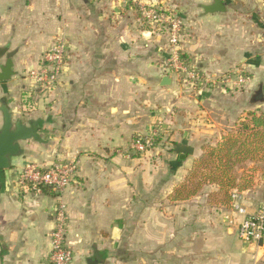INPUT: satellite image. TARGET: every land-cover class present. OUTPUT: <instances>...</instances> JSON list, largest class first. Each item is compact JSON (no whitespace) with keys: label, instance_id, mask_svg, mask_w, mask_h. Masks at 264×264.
<instances>
[{"label":"crops","instance_id":"crops-1","mask_svg":"<svg viewBox=\"0 0 264 264\" xmlns=\"http://www.w3.org/2000/svg\"><path fill=\"white\" fill-rule=\"evenodd\" d=\"M243 2L240 11L226 5V13L210 15L202 6L213 0H194L195 10L191 7L182 19L184 56L209 78L241 68L256 75L264 71V0ZM181 4L185 0H0V48L13 53L15 73L0 83V102L6 99L13 119L39 136L21 142L22 154L10 170L0 172V264H50L59 199L49 190L36 194L18 185L27 162L42 168L56 162L77 165L62 196L72 264H87L88 259L153 264L164 258L171 264L195 259L264 264V241L244 245L240 240L233 252L223 244L181 239L198 230L206 198L217 188L187 201L171 202L170 197L203 147L218 143L251 108L248 98L225 88L190 95V89L164 72L166 36L142 24L140 6ZM58 40L67 45L59 81L50 89L37 87L30 73L39 70ZM6 60V55L0 58V69ZM166 76L170 87L162 86ZM250 77L247 86L252 88L256 77ZM137 135H156L160 142L151 153L138 155L131 149ZM176 145L193 148L194 155L181 161ZM247 194L238 196L253 214L264 204V195ZM163 201L165 222L156 223L154 217L162 211L156 203ZM176 229L181 238L168 239ZM159 231L168 234L164 243L155 241L153 233ZM159 249L169 253L159 255Z\"/></svg>","mask_w":264,"mask_h":264},{"label":"built area","instance_id":"built-area-1","mask_svg":"<svg viewBox=\"0 0 264 264\" xmlns=\"http://www.w3.org/2000/svg\"><path fill=\"white\" fill-rule=\"evenodd\" d=\"M142 23L149 25L150 32L158 33L165 39L168 56L164 62V72L175 77L178 84L191 91L201 94L205 88L216 85L201 70L188 62L185 58L182 44L185 32L183 20L173 16L167 10L151 5L140 6ZM67 45L64 40H58L44 55L38 71L30 76L37 87L50 89L54 87L65 67ZM223 87H244L251 82L245 75H225L221 80ZM155 137H134L131 149L138 155H146L155 147ZM77 173V165L71 162H56L49 168L27 162L18 177V185L28 191L41 194L45 190L55 193L59 203L54 211V229L51 233L50 264H72L73 251L68 246L69 215L62 196L70 188ZM231 207L242 218L238 227V237L244 245L259 244L264 241V204L251 214L240 202L238 193L232 195ZM232 224V221H231Z\"/></svg>","mask_w":264,"mask_h":264},{"label":"rangeland","instance_id":"rangeland-1","mask_svg":"<svg viewBox=\"0 0 264 264\" xmlns=\"http://www.w3.org/2000/svg\"><path fill=\"white\" fill-rule=\"evenodd\" d=\"M227 3V7L228 8H232V10H237L240 11L242 10L240 4L243 2V0H224ZM244 3V2H243ZM194 5V0H185V4H181V8H170L168 6H156L158 8L161 9H165L167 10L170 14H172L175 17H178L180 19L186 18L187 14H189V9L195 10V7H193ZM141 16V15H140ZM184 20V19H183ZM142 21V20H141ZM146 28L150 29L149 25L142 23ZM259 74H252L251 72L247 71L244 72V69H237L235 71L230 72V75L233 76H238L240 74L245 75V76H252L253 78L256 77V82L254 83L253 87H248L247 85L244 87H240V88H236V87H223L221 84V79L227 75H221V76H217V77H212L209 80L212 82H215L216 85L215 87H208L205 88L204 91H213L215 88H225V90H229V91H234V94H240L245 96L246 99L248 98L247 102L250 105V109L248 111H245V115H243V117L246 116V114L248 112H258L263 113L264 114V71H259ZM251 78V77H250ZM203 91V92H204ZM190 95H198V92L196 90H192L189 91ZM202 92V93H203ZM261 93V95H258V93ZM257 107H260L258 109H256ZM242 117V118H243ZM238 121V120H237ZM237 123V122H236ZM236 123L232 126L231 129H229L227 131V134H229L231 131V133H233L234 135L237 133V128L235 127ZM160 142L159 137H155V147L157 146V144ZM210 145V144H208ZM207 145H205L204 147H206ZM154 147V148H155ZM203 147V148H204ZM151 153V152H149ZM148 153V154H149ZM206 151L203 150L201 155L195 159L193 161V164L191 166V168L187 171V174L185 175V179L183 180L187 182L188 178L190 176L191 173L194 172V174L196 175V177L194 178V180L192 179V181H196V183L200 182L203 180L202 176L205 174H208L209 170L208 169H204L203 165H202V161L205 159L204 155H205ZM147 155V154H146ZM257 155V154H256ZM254 160H248L245 161L242 164H238L236 165V167L234 168L233 171V175H235L238 179V182H241L243 180H246L248 182H250L249 187L246 191H244L245 193L247 192L249 195V197H258V196H263L264 195V154L260 153V155L256 156L253 158ZM198 163L199 165L195 164ZM200 162V163H199ZM201 164V165H200ZM194 167L195 170H194ZM211 186L210 185H203L200 188V193L201 194H210L211 193ZM165 192V189L163 190ZM208 201L207 205L205 206V209H202V213L199 219H197L196 221V225L199 226L198 230L196 231H187L185 232L184 236L181 238V233L179 231L174 230V232H172L174 234L173 236H168V234L166 233H162L161 231L159 232H154L153 235L155 236V238L157 240L155 241H163V243L165 242V238L168 239H177L176 237L180 236L181 239H183L184 241L188 242H193V241H198L201 242L202 244L205 245H211L213 243L214 247L218 244H223L227 251H236V246L238 245L240 239H238V227L239 224L241 222L240 219H238V215L235 214V212L233 211L232 207H231V202L227 203L226 205H224L223 203H220L221 200H219L218 202H214L213 200H211V196H209V198H206ZM223 199V198H222ZM161 204V205H159ZM156 205H159V208L162 210L160 215L155 216L154 218H156V223L165 222V213H164V208H165V201H163L162 203H156ZM220 206H223V210L219 211V210H215L214 208H217ZM226 207V208H225ZM225 208V209H224ZM232 221V224H231ZM212 227V228H211ZM213 229L216 228V232L215 231H211L209 229ZM230 229V231H229ZM172 250V251H171ZM202 250H208V249H201ZM221 249L217 248V252H219ZM171 252L174 251V249H170ZM199 251L198 255H203V252ZM165 255H167L169 253V249L166 250H161L159 249V255H161V253H164ZM176 257V256H175ZM170 258H172V255L170 256ZM156 262V261H155ZM153 263V264H171L165 261L163 262H157V263ZM192 264H204V263H197V260L195 259L193 262H191Z\"/></svg>","mask_w":264,"mask_h":264},{"label":"trees","instance_id":"trees-1","mask_svg":"<svg viewBox=\"0 0 264 264\" xmlns=\"http://www.w3.org/2000/svg\"><path fill=\"white\" fill-rule=\"evenodd\" d=\"M225 4L227 5L226 2ZM235 127V135L232 131L226 133L215 145L210 144L203 148L206 153L202 165L209 170L208 174H204L203 180L196 183L192 181L196 175L191 173L188 181L174 190L170 197L171 202L187 201L199 193L201 186L207 184L217 188V191L211 193V200H221L220 203L226 205L232 201L234 193H243L248 189L250 182H238L233 171L236 165L254 160L260 153L264 154V114L248 112L245 117L238 119ZM195 164L199 165L197 162Z\"/></svg>","mask_w":264,"mask_h":264},{"label":"water","instance_id":"water-1","mask_svg":"<svg viewBox=\"0 0 264 264\" xmlns=\"http://www.w3.org/2000/svg\"><path fill=\"white\" fill-rule=\"evenodd\" d=\"M203 11L206 14L226 13L227 7L223 0H213L211 5H203ZM8 48H0V58L5 55L6 63L0 69V83L8 82L14 76L13 71V53H7ZM172 80L166 76L162 80L163 87H170ZM258 95H261L259 92ZM0 112L3 116V126L0 128V172L8 171L12 168V161L22 154L21 142L31 139L38 140L39 136L32 127L25 126L21 121H15L13 114L7 104L6 99L0 102ZM175 153L179 155L181 161H185L189 156L194 155V149L184 145H176ZM87 264H100L99 261L88 259Z\"/></svg>","mask_w":264,"mask_h":264}]
</instances>
